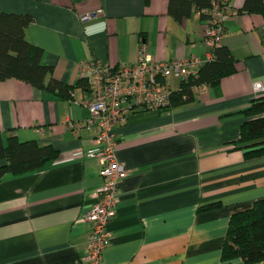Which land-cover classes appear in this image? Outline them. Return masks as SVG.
<instances>
[{
  "label": "crops",
  "instance_id": "0c3cea01",
  "mask_svg": "<svg viewBox=\"0 0 264 264\" xmlns=\"http://www.w3.org/2000/svg\"><path fill=\"white\" fill-rule=\"evenodd\" d=\"M222 1L236 12L220 42L236 72L169 112L135 111L116 131V157L128 175L102 264H245L222 261L221 251L231 215L264 199V157L245 160L230 145L246 121L238 112L264 96V14L240 13L243 0ZM2 12L32 17L27 41L44 51L54 78L73 87L91 59L118 67L133 64L142 46L165 61L203 60L210 51L200 15L178 22L168 0H0ZM85 95L75 87L72 99L62 100L19 80L0 82L4 137L60 153L39 171L0 182V264H80L90 227L79 220L102 181L98 161L82 157L94 132L66 126L88 117ZM212 203L222 207L198 212Z\"/></svg>",
  "mask_w": 264,
  "mask_h": 264
},
{
  "label": "trees",
  "instance_id": "16d2710c",
  "mask_svg": "<svg viewBox=\"0 0 264 264\" xmlns=\"http://www.w3.org/2000/svg\"><path fill=\"white\" fill-rule=\"evenodd\" d=\"M222 0H168V12L178 22L194 12L203 22L210 19L207 12L213 3ZM240 13L264 14V0H243ZM27 14L0 13V82L15 79L33 88L45 91L62 100H71L75 87L88 91V84L81 78L76 86L65 84L53 76V68L42 63L44 51L29 43L26 29L32 22ZM213 58L206 61L197 76L181 83L171 95V103L160 112L195 100L194 88L204 86L217 90L223 78L236 72L235 61L229 50L219 44L212 49ZM238 114L246 121L240 126L239 138L231 142L233 149L241 151L245 160L264 157V96L253 99ZM52 146H40L35 141L20 142L15 136L5 138L0 132V182L6 175L21 176L43 169L59 158ZM222 207L220 203L200 206L198 212ZM221 259L230 262L241 259L245 264H264V199L250 208L231 215L222 245Z\"/></svg>",
  "mask_w": 264,
  "mask_h": 264
},
{
  "label": "built area",
  "instance_id": "2783aa9c",
  "mask_svg": "<svg viewBox=\"0 0 264 264\" xmlns=\"http://www.w3.org/2000/svg\"><path fill=\"white\" fill-rule=\"evenodd\" d=\"M210 19L204 22L203 43L210 50L206 59L195 56L169 61L154 60L145 46L138 51L136 61L131 65L110 67L95 59L80 65L81 78L88 84V91L82 100L88 112L84 122L69 121V129L81 127L94 132L93 148L87 150L83 159H96L100 166V186L95 190L92 208L79 222L88 224L90 233L80 264H102L103 254L110 243L107 226L115 216L119 201V188L128 171L118 161L117 129L124 126L131 113L139 110L160 111L169 107L171 95L181 83L197 76L206 61L213 58L212 49L218 46L224 36L225 21L236 12L226 3H213ZM93 16L86 15L84 20ZM171 81L177 82L173 87ZM206 89L194 88V93ZM254 90L261 91V84L255 83Z\"/></svg>",
  "mask_w": 264,
  "mask_h": 264
}]
</instances>
